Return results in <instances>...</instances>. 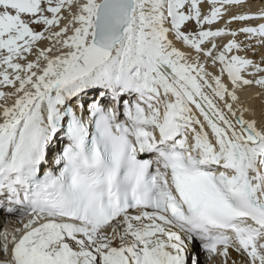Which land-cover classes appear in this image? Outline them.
<instances>
[{
    "label": "snow or ice",
    "instance_id": "obj_1",
    "mask_svg": "<svg viewBox=\"0 0 264 264\" xmlns=\"http://www.w3.org/2000/svg\"><path fill=\"white\" fill-rule=\"evenodd\" d=\"M247 6L0 0V264H264Z\"/></svg>",
    "mask_w": 264,
    "mask_h": 264
},
{
    "label": "bare ground",
    "instance_id": "obj_2",
    "mask_svg": "<svg viewBox=\"0 0 264 264\" xmlns=\"http://www.w3.org/2000/svg\"><path fill=\"white\" fill-rule=\"evenodd\" d=\"M261 7H264V0H248V6L244 10L250 9L253 12H258ZM243 39V37H241ZM260 53H264V48L258 50ZM249 56H252L253 53H248ZM256 59H259V56L255 53ZM258 91L256 88H249L240 93L242 100L245 101L246 104H249L251 107L255 108L257 110V113H259V110L261 108L262 100L264 98L257 99L255 98V93Z\"/></svg>",
    "mask_w": 264,
    "mask_h": 264
}]
</instances>
